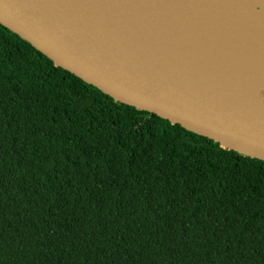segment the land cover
Returning <instances> with one entry per match:
<instances>
[{
	"label": "trees",
	"instance_id": "16d2710c",
	"mask_svg": "<svg viewBox=\"0 0 264 264\" xmlns=\"http://www.w3.org/2000/svg\"><path fill=\"white\" fill-rule=\"evenodd\" d=\"M0 264H264V161L115 102L0 24Z\"/></svg>",
	"mask_w": 264,
	"mask_h": 264
},
{
	"label": "water",
	"instance_id": "95a60500",
	"mask_svg": "<svg viewBox=\"0 0 264 264\" xmlns=\"http://www.w3.org/2000/svg\"><path fill=\"white\" fill-rule=\"evenodd\" d=\"M0 24L115 102L264 161V0H0Z\"/></svg>",
	"mask_w": 264,
	"mask_h": 264
}]
</instances>
